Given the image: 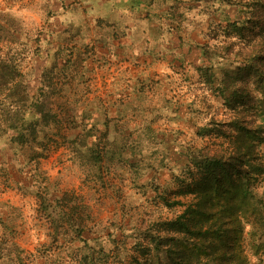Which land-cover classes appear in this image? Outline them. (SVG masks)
I'll return each instance as SVG.
<instances>
[{
  "label": "rangeland",
  "instance_id": "rangeland-1",
  "mask_svg": "<svg viewBox=\"0 0 264 264\" xmlns=\"http://www.w3.org/2000/svg\"><path fill=\"white\" fill-rule=\"evenodd\" d=\"M140 1L128 18H104L89 0H0L17 28L2 51L17 53L32 120L9 127L0 107V264H77L87 252L94 264H138L156 223L183 208L166 201L195 199L178 193L200 177L189 154L239 152L230 126L262 123V83L234 73L237 55L214 51L226 18L254 25L263 0L205 16L177 5L175 17L160 12L167 3ZM257 24L253 43L264 42ZM253 145L264 159V142ZM252 183L261 202L264 175ZM248 220L244 251L264 264Z\"/></svg>",
  "mask_w": 264,
  "mask_h": 264
},
{
  "label": "trees",
  "instance_id": "trees-1",
  "mask_svg": "<svg viewBox=\"0 0 264 264\" xmlns=\"http://www.w3.org/2000/svg\"><path fill=\"white\" fill-rule=\"evenodd\" d=\"M184 1L188 0H154V4L167 3V7L160 12L169 16L174 14L173 10L177 5L178 9L183 8L196 12L197 16H205L209 11L220 10V4L225 1L239 7L241 4L248 6L250 3V0H191L196 3L183 5ZM130 3L139 5L142 2L130 0ZM208 3H211L209 7L206 5ZM260 7L264 11V0ZM251 16L248 17V21ZM258 18L260 22L255 21L254 25L260 23L261 26L264 23V12L258 15ZM226 20V24L219 28L226 39L215 47L214 54L217 53L218 47L222 50L218 53L220 57L228 58L232 53L237 55L239 59L234 60L240 65L236 67L234 73L238 75L242 71L248 72L262 83L263 89L260 88L262 123L254 128L243 124L230 126L235 130L236 138L242 140L241 144H237L240 149L242 148V150L236 148L239 152L233 149L224 156L223 153L205 149L200 156V150L198 154H189V158L194 161L193 164H196V172L200 173V177L181 186L178 193L193 194L195 199L188 203L177 199L166 201L168 205L179 204L183 205V208L173 218L156 223L157 228L150 239L152 247H142L141 253L145 258L138 260V264H249L241 237L247 219L249 230L245 234L251 238V243L248 244H251L256 253L262 251L264 255V199L256 202L259 199L252 183L258 180L259 175H264L263 154L259 149L258 153H253L255 148L253 144L260 145L264 142V42H251L256 28L253 24L237 19ZM16 31L12 20L6 19L0 10V107L8 108L7 116L11 122L9 127H21L32 122L24 116V112L29 111L24 108V102L30 96L26 93V88L22 87L24 85H21L22 73L19 70L17 53L13 51L9 54L2 51L3 43H13L16 40ZM213 36L217 38V33ZM201 46L206 53L205 46ZM5 98H11L8 104L4 103ZM251 140H256V143H252ZM19 141H24L22 135ZM81 230V226L76 227L77 232ZM86 248L91 249L88 245ZM73 261L77 264L85 262L94 264L92 252L80 255Z\"/></svg>",
  "mask_w": 264,
  "mask_h": 264
},
{
  "label": "crops",
  "instance_id": "crops-1",
  "mask_svg": "<svg viewBox=\"0 0 264 264\" xmlns=\"http://www.w3.org/2000/svg\"><path fill=\"white\" fill-rule=\"evenodd\" d=\"M89 1H91L93 4L96 5L95 11L98 13L97 15L104 16V18H106L105 16H108L110 18L124 16V18H128L131 11H135L137 8H139V6L137 5H131L130 0H89ZM139 5L142 6L143 4H139ZM134 44H137V42L129 39V45H134ZM178 44L183 49L180 52L182 56L183 52H185L186 45L183 41H179ZM179 45L176 46L178 47ZM145 50L142 51V54H144ZM141 63L144 64L143 59H141Z\"/></svg>",
  "mask_w": 264,
  "mask_h": 264
}]
</instances>
